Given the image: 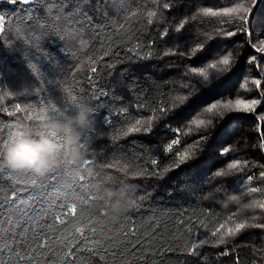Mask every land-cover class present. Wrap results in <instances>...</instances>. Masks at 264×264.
Listing matches in <instances>:
<instances>
[{"label": "trees", "instance_id": "1", "mask_svg": "<svg viewBox=\"0 0 264 264\" xmlns=\"http://www.w3.org/2000/svg\"><path fill=\"white\" fill-rule=\"evenodd\" d=\"M62 2L64 8L55 0L29 5L0 0V150L16 123H29L39 135L41 121L34 119L35 113L72 105L69 97L75 96L79 106L58 119L89 106L93 124L81 135L84 158L105 159L114 167L102 169L108 175L83 190L90 191L94 203H78L75 214L71 208L77 193L64 189L89 183L95 165L86 166L83 160L68 165L61 151V162L56 164L55 155L43 174L14 171V184L26 185L35 178L40 192L49 172L60 174L49 185L56 190L50 193L52 202L30 205L41 226L57 239L42 257L35 247L29 254L39 264H264V0H127L119 19L120 4ZM43 4L46 12L38 7ZM237 5L248 9L240 14L246 23L239 16L203 13L205 8ZM54 9L59 10L55 15ZM71 20L76 23L69 27ZM229 31L236 34L227 37ZM197 44L204 48L193 56ZM224 55H230L231 65L214 81L215 87L177 100L192 67H205ZM19 71L8 88L4 75ZM254 80L261 81L259 88ZM237 99H258L260 104L251 113L204 110L211 103ZM196 119L204 125L192 123ZM131 127L141 131L130 133ZM233 163L238 166L229 168ZM122 165L127 166L123 171ZM0 167L5 175L13 172ZM80 173L85 181L78 180ZM115 178L126 180L133 191ZM7 184L0 182V197L7 193ZM60 198L67 215L53 210ZM116 200H126L130 210L114 211ZM101 220L107 231L97 245L90 229ZM241 222L245 229L217 244L228 227ZM220 224L225 227L213 237ZM77 227L93 242L77 244L69 259L59 238L77 235ZM31 236L29 232L26 238ZM40 241L46 242L43 236Z\"/></svg>", "mask_w": 264, "mask_h": 264}, {"label": "snow or ice", "instance_id": "2", "mask_svg": "<svg viewBox=\"0 0 264 264\" xmlns=\"http://www.w3.org/2000/svg\"><path fill=\"white\" fill-rule=\"evenodd\" d=\"M51 2V0H49ZM127 0H106V5L115 6L120 4L121 7L117 12V19H119L124 12L123 4L126 3ZM8 3L16 5H29L34 3V0H8ZM55 3L59 5L60 8H64V4L62 0H55ZM97 6H99V0H97ZM40 11L46 12L47 4L39 5ZM167 7V5H165ZM58 9L53 10V14L58 13ZM70 11V9L66 10ZM248 9H245L243 5H237L235 7H225L222 10H213L212 8H205L203 13L205 16H239V19L243 20L245 23L247 22V17L240 15L242 12H247ZM151 15L155 16L156 13H152ZM73 23H76L75 20H71L69 23V27ZM148 24L152 23V20L147 21ZM91 27H95V25H91ZM184 26L181 25V29ZM234 31L226 32L225 35L227 37H231L235 35ZM204 48L203 44H197L195 48L192 49L193 56L201 52ZM264 50V49H261ZM231 65L230 55H224L219 59H216L213 62H208L205 67H192L190 69L191 75L189 79L182 85L185 89L182 95L177 97V100L183 102L194 94L199 93L203 90H207L210 87H215L214 81H216L220 74L226 73L229 71ZM93 72H96V68H92ZM52 83H56L57 81H52ZM253 83L259 88L261 81L254 80ZM246 87V84L243 85ZM70 100L74 103L69 106H61L60 108L51 107L47 111L45 109H41L39 112L35 113L34 119L37 121H43L49 118H61L64 114L70 111L73 107L79 106V102L76 101L75 96H70ZM260 104V100L252 99L250 101H246L243 99H237L235 103L231 101L220 103L214 102L207 106L204 110L207 113H213L216 109H226V110H236L237 112L251 113L254 112L256 107ZM137 125L140 124V121L137 120L135 122ZM192 123L196 124L198 127L204 125L205 121L202 119L193 120ZM91 131V130H89ZM141 131L140 127H131L128 129L130 133H139ZM147 131V129H145ZM128 133H125L127 135ZM53 139L57 144H60L62 147V138L53 134ZM199 139H203V137H199ZM85 137H80L79 147L83 151L86 148ZM91 148V145H88ZM169 150L172 148V145H168ZM225 153L228 151L227 148L223 150ZM91 155H95V153H91ZM187 154L180 156L181 161L185 160ZM3 157L0 156V164L2 163ZM60 155L56 154V164H59ZM68 165L69 162H65ZM84 165H95L96 172L91 176L88 175L89 183H79L73 184L70 188L64 189L65 191L72 192L75 191L77 193V199L72 202L71 212L73 214L76 213L77 204L78 203H86L92 205L94 203L92 194L90 191H83L84 189H89L91 185L99 178L100 175L107 176L106 172H103L102 169L112 168L114 165L109 164L105 159L97 158L92 160L89 157H85L82 162ZM155 163V161H153ZM238 164L233 163L229 165V168H236ZM127 166L122 165L121 171L125 170ZM5 169L0 167V182L7 181L8 191L5 195L0 197V264H39V259L30 255L32 248L35 247L36 251L43 255V251L52 244L53 240H56L57 237H50L49 231L50 229H46L41 226V222L36 218L37 214L32 212V208L30 205H37V207L44 206L43 201L48 200L49 203L52 202V197L50 193L56 191L53 188H50L49 185L54 183L60 176L57 172H49L45 181L41 182L44 186V190L42 192L37 190V181L35 178H31L30 183L26 185L14 184L12 181V176L16 173L8 172L5 175ZM31 175V174H30ZM217 175H221V173H217ZM264 176V173H261ZM251 180V177H248ZM79 181H85V175L79 174ZM71 183V182H69ZM252 191H256V189H252ZM27 193V195H24ZM29 198H31L29 200ZM27 201V203H25ZM37 201L40 204H37ZM132 206H135L134 199L130 201ZM261 208H264V204L260 205ZM67 205L64 202L63 198L57 199L53 204L54 211H61L63 215H67ZM59 224L67 226V222L64 219H61L59 216L55 217ZM123 222V221H122ZM111 223V222H108ZM51 224V221H49ZM103 225V220L97 221L96 226L92 227L90 231L94 233V242L97 245H100L104 241L102 240L104 232L107 231ZM114 227H118V225H114ZM225 227L224 224H220L219 227L211 233L213 237L217 236V233ZM246 224L236 223L234 227H228L226 231L219 236L216 241L217 244H224L226 242L225 238L229 236H235L241 230L245 229ZM31 232V238H26L27 234ZM75 232L77 235H73L71 237H61L59 238L60 246L64 249L68 250L69 259H71L73 253L71 249L76 247L77 244L88 243L91 244L93 242V237L85 235V232L82 228H75ZM121 235H126V233H121ZM43 236L45 238V243L40 241V237ZM88 251H94L91 247L88 248Z\"/></svg>", "mask_w": 264, "mask_h": 264}, {"label": "clouds", "instance_id": "3", "mask_svg": "<svg viewBox=\"0 0 264 264\" xmlns=\"http://www.w3.org/2000/svg\"><path fill=\"white\" fill-rule=\"evenodd\" d=\"M92 124V109L87 105H81L72 114L67 115L66 119L53 117L41 121L39 135L33 133L29 123L18 122L14 125L8 142L0 150L2 163L13 171L43 174L53 163L57 152L62 151L63 158L76 165L84 159V153L78 146L80 137ZM53 134L63 137L62 148L53 139ZM115 180L132 190V186L126 180L119 178ZM107 194L111 195V192ZM112 209L116 212L130 210L126 200L114 201Z\"/></svg>", "mask_w": 264, "mask_h": 264}, {"label": "rangeland", "instance_id": "4", "mask_svg": "<svg viewBox=\"0 0 264 264\" xmlns=\"http://www.w3.org/2000/svg\"><path fill=\"white\" fill-rule=\"evenodd\" d=\"M1 32H2V21H1V17H0V33ZM7 34L8 33H6V34L4 33V36H7ZM18 74H20V71L14 73V74L11 73L10 75H8V74H5L4 75V78H5L4 82L6 83V85L8 86V88L9 87H13V85H14V83L16 81V78L19 76ZM104 182H106V179H105ZM125 198H127V195L125 196Z\"/></svg>", "mask_w": 264, "mask_h": 264}]
</instances>
